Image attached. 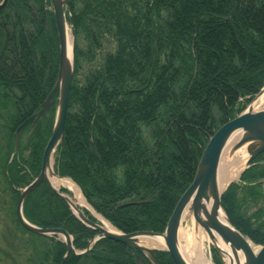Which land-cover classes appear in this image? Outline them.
Wrapping results in <instances>:
<instances>
[{"label":"trees","instance_id":"16d2710c","mask_svg":"<svg viewBox=\"0 0 264 264\" xmlns=\"http://www.w3.org/2000/svg\"><path fill=\"white\" fill-rule=\"evenodd\" d=\"M13 1L6 18L15 19L28 38L20 36L17 66L0 67V109L6 121L0 176L13 196L14 223L31 237L30 263L60 264L65 246L26 232L15 212L19 190L38 177L56 102L33 129L24 130L19 152L11 158L19 115L22 122L28 119L56 80V29L49 14L48 37L44 36L42 0ZM68 2L76 35L86 36V50L75 48L64 137L55 152L54 172L75 183L92 209L120 233L162 234L194 179L209 139L264 86V0ZM110 41L115 53L101 58L84 79L75 80L80 60L93 62L100 43ZM253 164L227 188L221 206L242 236L263 246L264 196L258 182L264 180V153ZM248 201L263 207L248 217L244 211ZM125 203L137 204L120 208ZM23 216L37 228L65 230L77 251L86 249L95 235L45 184L27 197ZM139 257L141 264H149ZM153 258L156 264H173L163 252H154ZM65 264L136 260L126 247L101 240L82 257L70 255ZM214 264L221 262L215 257Z\"/></svg>","mask_w":264,"mask_h":264},{"label":"water","instance_id":"95a60500","mask_svg":"<svg viewBox=\"0 0 264 264\" xmlns=\"http://www.w3.org/2000/svg\"><path fill=\"white\" fill-rule=\"evenodd\" d=\"M5 1L6 0H3L0 9L4 7ZM50 2L57 32L59 52L56 81L37 111L17 128L14 138V153L18 151L20 136L24 127L31 124V128H34L52 108L55 102L56 113L51 136L43 151L39 175L26 188L19 191V198L15 211L19 225L26 232L38 237H61L66 248L61 264H65L70 254L74 256H84L90 250V247L99 240H108L126 247L134 253L137 264L140 263L138 254L142 255L149 264H156L151 255L153 250L140 244L143 239H160L163 244L161 252L167 253L173 264H186L179 252L178 233L183 220L189 218L192 219L195 229L200 228L207 234L212 243L210 245L212 250L222 260L223 264V256H227L229 264H264V246H262L257 253H254L247 239L231 226L222 209L221 196L229 185L221 192H219L217 185V171L220 158L231 138L238 135L240 136L237 144L232 148L233 152L243 147L246 148L248 160L245 169L249 168L252 162L264 152V110L255 111L257 100L264 95V87L251 102L246 112L233 121L223 125L213 137L210 138L198 163L193 182L179 199L163 234L137 232L124 235L116 230L114 233L106 232L97 223L86 218L80 209L73 205L67 195L61 193L59 190H55L50 185L49 178H57L52 170L53 154L63 141L75 56L74 33L70 40L67 35V24L65 19V11L67 13L69 12L67 2L66 0H50ZM69 21L71 22V20ZM154 23L155 25L157 24L156 19H154ZM156 46L157 40H155L151 51L150 63L153 61ZM151 75L152 70H150L148 80H150ZM261 183H264V181ZM42 184H45L50 192L64 203L71 216L80 225L97 234L88 244V248L84 252H75L72 245L73 240L66 231L62 229H40L25 220L23 216V205L27 197ZM133 205L134 204L122 205L120 208ZM220 213L223 214L222 219L219 217ZM94 220H96V218H94ZM217 241L227 249V253L217 246Z\"/></svg>","mask_w":264,"mask_h":264},{"label":"bare ground","instance_id":"6f19581e","mask_svg":"<svg viewBox=\"0 0 264 264\" xmlns=\"http://www.w3.org/2000/svg\"><path fill=\"white\" fill-rule=\"evenodd\" d=\"M70 42V41H69ZM69 45V43H68ZM264 104V95L257 100L255 109L256 111L263 110L261 106ZM240 136H234L228 142L227 146L225 147L218 166L217 171V185L219 192L223 191L227 185L231 182L235 181L240 173L245 169V165L247 160L244 158L239 157V153L242 149L233 152L232 148L237 144ZM50 185L55 189L59 190L61 187L66 188L72 198V203L75 207L79 209L87 208L90 210L86 202L84 201L79 189L69 180L65 179H58L55 177L49 178ZM209 208V206H208ZM93 213V212H92ZM96 219L99 222L101 228L110 233H114L115 230L100 216L93 213ZM220 219L223 218V214H219ZM192 223V219H190ZM178 242H179V252L186 262V264H212L211 259L207 256V249L210 248L212 244L207 234L201 230L200 228H196L192 226L190 232L185 234H181L179 231L178 233ZM140 244L149 249H162L163 244L160 239H143L141 240ZM217 246L220 247L225 253H227V249L217 241ZM252 248L253 246L249 244ZM257 249H254L256 253ZM224 264H229V259L227 256H223Z\"/></svg>","mask_w":264,"mask_h":264},{"label":"rangeland","instance_id":"374dc122","mask_svg":"<svg viewBox=\"0 0 264 264\" xmlns=\"http://www.w3.org/2000/svg\"><path fill=\"white\" fill-rule=\"evenodd\" d=\"M68 35L71 38L69 27ZM77 48L80 50H86V41L83 39L82 33L76 35V49ZM100 48L101 50L94 52L95 59L93 62L88 63L86 61L80 60L78 64L79 75L75 80L80 81L84 79L85 74L90 69L100 64L101 58L104 59L107 54L115 53L114 41H110V44L105 42L102 44L100 43ZM263 107L264 104L261 106V108ZM4 115L5 113L0 109V153L2 152L1 148L5 142L3 134L5 133L6 121ZM241 149L242 150L239 153V157L247 160L248 155L246 153V148L243 147ZM53 159H55V154ZM237 181L238 180L234 182ZM62 189L66 190L64 187H61V190ZM13 203V196L9 191L6 190L2 177L0 176V264H31L30 259H32V252L28 249L27 245L28 240L31 239V237L22 233L14 223L15 218L13 216ZM261 207H263L262 204L248 201L246 202L244 211L249 217ZM192 226L193 224L191 223L190 219L185 218L179 231L181 234H185L191 231ZM32 240L34 239L32 238ZM209 249L206 247L207 256L213 260Z\"/></svg>","mask_w":264,"mask_h":264},{"label":"flooded vegetation","instance_id":"af4514ba","mask_svg":"<svg viewBox=\"0 0 264 264\" xmlns=\"http://www.w3.org/2000/svg\"><path fill=\"white\" fill-rule=\"evenodd\" d=\"M42 1H43V5H42L43 17H42L41 22H42V28L44 31V36L48 37V33L46 32L47 25L50 19L48 15L52 14V11H51V6H50V0H42ZM2 2L3 0H0V4ZM14 2L16 1L6 0L4 7L0 9V67H2L4 64L7 65L8 67H12L13 65L17 66L16 60H20V49H21V37L20 36L23 35L24 37H26V34H23L25 31L23 32L20 31L19 24L15 19L8 20L6 18L8 16V11H6V9L7 8L11 9L13 7L12 3ZM28 2H32V1H28ZM67 4L69 6L68 0H67ZM85 37L86 36L83 35V39H85L86 41ZM26 38H28V36ZM27 44L29 45L28 40H27ZM14 102L16 104V101ZM18 119H19L18 126H20L22 124V121H21L22 114L19 115ZM42 155H43V152H42Z\"/></svg>","mask_w":264,"mask_h":264}]
</instances>
